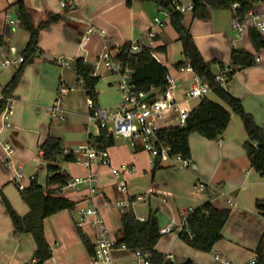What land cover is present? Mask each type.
I'll use <instances>...</instances> for the list:
<instances>
[{
    "label": "crops",
    "instance_id": "obj_1",
    "mask_svg": "<svg viewBox=\"0 0 264 264\" xmlns=\"http://www.w3.org/2000/svg\"><path fill=\"white\" fill-rule=\"evenodd\" d=\"M19 1L24 3L36 27L48 21L50 15H59L61 20L41 31L40 53L32 63L24 66L22 78L12 93L14 106L11 127L0 131V264H27L34 261L36 241L29 232H16L4 198L21 216L30 213L31 208L22 197L18 184L23 183L29 187L33 181L31 176L35 175V181L46 187L48 172L42 143L50 136L60 138L65 149L75 151L77 159L84 161L86 157L83 150L91 143L89 136L96 138L100 134L101 129L88 121L90 108L86 102V90L73 68L76 59L83 58L93 65L108 48L111 55H117L122 45L143 38L151 29L154 17L164 13L161 19H164L165 26L157 29L156 38L160 63L168 68V72L180 84L176 98L184 107L192 111L202 100L185 97V91L193 84L194 73L177 67V63L184 59L182 43L178 40V33L166 24L170 18L169 11L159 9L152 0H132L131 5L128 0H78L79 6L74 9L63 8L54 0H0L3 54L15 59L23 55L30 39L29 32L21 24L12 31L5 21L6 11L16 10ZM251 12L264 16V0L255 3ZM189 14L188 18L184 16V25L190 28L204 60L216 62L212 66L214 72L218 63L231 62L235 48L259 58L253 66L237 71L227 89L242 101L244 109L253 115L256 123L264 126V48L256 50L253 44L249 33L253 29L250 15L244 20L249 28L242 37H237L232 30L235 14L233 6L209 8L206 18L194 16L193 11ZM90 26L99 31L84 42L83 35ZM260 33L264 39V31ZM61 59H65L66 63ZM22 64L18 67H5L0 61V100L4 87ZM101 67L107 68L103 63L95 71L101 81L97 86L98 92L100 96L104 92L115 94L117 101L102 99L98 107L117 110L121 103L118 75L107 68L110 73L105 69L107 74L103 76L97 72ZM62 89L68 90L59 99ZM159 91L156 88L154 94ZM207 98L229 108L214 92ZM54 106L57 108L52 111ZM161 124L162 128L176 125V115L167 113ZM247 139L241 117L232 113V119L219 139L209 140L198 133L190 136V168L175 170L168 181L150 185L147 191L139 194L136 190H128L129 195L123 194L118 189L119 182L117 184L115 180L106 184L103 175L105 167L109 169L110 166L94 164L87 169L79 162L59 160L57 164L71 178L86 176L90 170L94 172L97 179L95 186L99 192L92 196L87 187H81L63 194L74 201L76 207L62 210L44 220L45 236L53 251L52 258L45 264H93L79 230L95 243V228L90 224L81 229L77 227L72 215L74 210L79 207H97L112 237L117 239L121 234L122 215L115 205L116 201L147 193H152L151 200L134 204L133 211L141 221H145L151 209L158 210L160 228L172 220L179 222L182 213L186 212L188 216L191 211L208 202L231 211L222 231V239L210 252L191 247L180 238L179 233L162 235L156 251L174 263L192 260L195 264H224L216 259L217 254L233 264L254 261L264 232V215L256 208V202L264 199V176L251 166L245 148ZM117 140L119 137L115 138V144L107 150L112 167L134 168L132 171H123L118 178L119 181L124 179L127 185L137 177H144L152 165L153 175L155 170L164 165L172 166L169 162L159 161L156 165L157 161L139 145L133 146L126 138L127 141L121 143ZM5 142H10L13 147L10 159L3 149ZM11 159L13 165L10 164ZM25 166L30 169L28 174L23 170ZM19 171L25 175L21 180L17 177ZM178 178H184L187 187ZM198 182L205 185L204 191L195 187ZM193 186L196 192L192 191ZM53 189L58 187L54 186ZM113 257L115 264L139 262L133 252L124 247H118Z\"/></svg>",
    "mask_w": 264,
    "mask_h": 264
},
{
    "label": "trees",
    "instance_id": "obj_2",
    "mask_svg": "<svg viewBox=\"0 0 264 264\" xmlns=\"http://www.w3.org/2000/svg\"><path fill=\"white\" fill-rule=\"evenodd\" d=\"M263 0H193L194 16L206 18L209 8H232L236 3L239 7L235 10L240 18H245L252 11L254 4ZM152 2L162 9L170 12L171 22L175 27L183 47L184 59L177 63L181 68L189 64L194 72L201 78L209 81L212 85L213 92L225 105L213 101L209 98H203L200 104L194 108L186 120L184 126L172 125L158 130L159 140L165 142L171 147L173 156L181 155L183 158H191L192 151L190 147V136L198 133L201 136L216 140L225 133L231 119L232 113L239 115L243 121L248 139L245 148L251 162V166L261 176H264V126H259L253 115L246 112L242 101L232 95L228 89H224L215 82L214 71L212 66L216 62H206L195 44L190 28L183 24L184 15L176 9L179 0H152ZM132 0H128L131 5ZM17 10L21 12V25L29 32L30 39L26 49L23 52L24 62L17 70L13 78L3 89V96H12L13 91L18 86L25 65L32 63L37 54L40 53L39 41L40 33L43 29L50 27L54 22L61 20L59 15H50L49 20L35 26L31 16L27 13L26 7L22 1L17 4ZM256 50L264 48V39L260 31L250 29L249 31ZM0 42L3 37L0 35ZM130 43L122 45L117 58H124V51L130 46ZM156 50V48H155ZM135 63V72L133 81L138 90L149 92L151 87L157 88L162 92L167 87L166 75L168 68L157 61L149 49H144L137 55ZM230 64L234 67L231 78L240 69L251 67L255 64V56L251 53L235 48L232 52ZM223 65V63H218ZM80 80H83L87 96L93 100L94 108L99 105V92L97 89L100 77L94 74V66L85 62L83 58H78L73 62ZM155 97L151 94L150 99ZM7 101L4 98L0 100V116L6 107ZM91 144L99 150H106L115 144V137L108 135L101 129L98 137L89 136ZM43 158L46 161L48 172L46 187L39 185L35 180L29 187L21 191L24 200L29 204L31 211L25 216H21L11 206L9 201L4 198L7 211L12 219L17 233L29 232L36 241V251L34 261L27 264H45L53 256V251L45 236L44 220L62 210L74 209L76 203L64 195L60 194L54 186H64L71 180V176L63 171L57 164L59 160L63 162H77V156L74 153L65 154V148L60 138L50 136L41 145ZM159 162H156L158 165ZM53 187V188H52ZM256 208L264 215V199L256 202ZM230 209L219 208L208 202L201 207L191 211L185 220V229L179 233L180 238L191 247L210 252L215 244L222 239L223 228L230 216ZM81 229V228H80ZM160 223L158 210L151 209L147 220L141 221L135 212L121 216V234L116 239V246H125L127 249L134 251L141 249L151 254L152 264H176L167 256L156 251L162 235L160 234ZM80 237L90 256L95 254L94 243L81 230ZM256 259L254 264H264V232L261 242L256 250ZM181 264H195L192 260H187Z\"/></svg>",
    "mask_w": 264,
    "mask_h": 264
},
{
    "label": "built area",
    "instance_id": "obj_3",
    "mask_svg": "<svg viewBox=\"0 0 264 264\" xmlns=\"http://www.w3.org/2000/svg\"><path fill=\"white\" fill-rule=\"evenodd\" d=\"M61 7L66 9H74L79 6L78 0H54ZM239 7L236 3L233 5L234 11ZM161 9V8H159ZM176 9L181 13L187 11H193V2L187 5H181L180 1L176 5ZM21 12L19 10L11 11L8 9L5 13L6 24L15 31L20 20ZM169 15L171 16L170 12ZM251 17V27L257 29L260 32L264 31V16L261 14H253L251 11L247 16ZM246 16V17H247ZM245 18H240L236 12L232 21V30L237 37H242L247 31L249 26L244 22ZM165 26V21L161 20L158 16L153 19V25L151 29L146 33L143 38L134 40L130 43V46L124 51V58H117L116 55L109 53V48L102 54L99 60H97L93 66L94 70L101 64L105 66L114 74L118 75V89L121 94V103L117 110L107 111L99 107L94 108L93 100L87 96L86 102L90 108L88 115V121L90 124H95L99 129H103L108 135H112L115 138L123 137L128 139L133 146L139 145L143 150L147 151L154 161L169 162L173 167L179 166L182 168H190L192 166L191 158H183L181 155L173 156L171 154L170 145L159 140L157 136L158 130L162 129V121L167 113H174L176 115L177 125L184 126L186 120L190 115V109L184 107L180 101L176 98V91L180 88V84L174 79V77L168 72L166 75L167 87L162 92L154 94L156 88L151 87L149 92L138 90L133 81V75L135 72V63L137 62V55L144 49H149L151 55L157 60L161 61L156 48V38L158 30ZM98 29L90 26L86 29L82 40L84 42L90 40V36ZM3 43L0 42V61H2L5 67H18L19 64L24 62L23 55L19 58L5 57L3 54ZM122 47V46H121ZM118 48V53L120 48ZM117 53V54H118ZM63 63H66L65 59H61ZM255 61H259V58H255ZM182 70L192 71L194 73L193 84L189 89L185 91V97L188 99L206 98L213 92L212 85L205 78L198 76L192 67L187 64L181 67ZM234 67L230 63H223V65H217V70L214 73L215 82L223 87L228 88V84L231 81V73ZM94 71V74H95ZM84 86L83 80H80ZM71 89V88H70ZM68 89H62L59 95V99L64 96ZM151 94L155 97L150 99ZM6 99L7 104L0 116L1 130H6L11 127V115L13 111L14 98L2 97ZM58 99V102H59ZM58 103L55 105L57 106ZM52 108V111L57 107ZM4 151L7 153V157L11 158L13 153V147L10 142H5L3 145ZM75 153L71 149H65V154ZM79 154V153H77ZM83 155L86 157L84 161L77 159V162L82 163L87 169H90L94 164H102L111 167L110 156L108 150H99L93 144H89L84 150ZM10 164L13 165L12 159ZM132 171L134 168L123 167L110 169L111 173L117 177H120L123 171ZM18 179L25 177L23 171L17 173ZM31 180H35V175L31 176ZM97 179L94 172H90L86 176H76L64 186L58 187L60 194H64L68 191L79 190L81 187H87L91 195L98 194V188L95 186ZM195 187L199 191L205 190V185L202 182L196 183ZM19 190L23 191L26 186L23 183L18 184ZM118 189L123 194L129 195L128 185L124 179H121L118 184ZM152 193L143 195H136L133 198L124 197L121 200L116 201L115 205L118 208L121 215L129 213L133 210L134 204L139 202H149L152 197ZM229 203L230 200H228ZM182 213L181 220H172L165 226L160 228L161 235H167L170 233H181L185 229V220L187 215ZM73 219L77 227L82 228L84 225L90 224L95 228V254L91 257L93 264H115L113 252L118 248L116 246V239L112 237L110 230L101 215L99 209L95 206L79 207L73 211ZM126 248L124 245L120 246ZM138 264H152L151 254L144 252L141 249L132 251ZM216 259L221 260L224 264H233L230 261H226L220 254L216 255ZM251 261L246 264H254Z\"/></svg>",
    "mask_w": 264,
    "mask_h": 264
},
{
    "label": "rangeland",
    "instance_id": "obj_4",
    "mask_svg": "<svg viewBox=\"0 0 264 264\" xmlns=\"http://www.w3.org/2000/svg\"><path fill=\"white\" fill-rule=\"evenodd\" d=\"M179 1H180L181 5H187L190 2H192V0H179ZM189 13H191V11H187V12L183 13V15L186 16L185 18L189 17V15H190ZM164 15H165L164 13H158L157 16L160 17V19H161V18H164ZM161 20H164V19H161ZM185 22H186V20H185ZM166 24H168L169 26H172L175 33L177 32L175 27L173 26V24L171 22V18L168 17V19L166 20ZM183 24H185L184 19H183ZM99 66H101V65H99ZM105 69H107V68L101 67L100 70H97V72L101 73L103 76H105L107 74L105 72L106 71ZM107 71H108V73H110V71L108 69H107ZM100 83H101V81L99 82V84ZM103 86H104V84H103ZM100 97H101V99H100ZM102 99H104L106 101L116 102L117 101V95H115V94L112 95L111 93H105L104 92L101 96L99 94V101H101ZM105 108L107 111H115V109H116V108L110 109L107 107H105ZM102 109H104V108H102ZM125 141H127V140H125V138H121V137H119V140H117L118 143L125 142ZM105 168H106V171H105V174L103 175V177L105 179V183L109 184L110 182H113L115 180L118 184V182H119L118 178H120V177L114 176L111 173L110 169L112 168V166L108 167L109 169H107V167H105ZM115 168H118V167H115ZM184 169H188V168H182L179 166L173 167V166H167V165L165 166L164 165L163 167H160L157 170H155L154 175H153L154 165H152V168L149 171H146V175L144 177H137L132 182L129 181L128 190H131L132 192L134 190H136L138 194H139V192L144 193L145 191L148 190L150 185H153L155 183L168 181L169 177L171 176V173L175 172V170L182 171ZM23 170L26 174H28L30 169L25 166V167H23ZM152 177H154L153 181H152ZM40 180H42V179L40 178ZM178 180L181 184H183L185 187H187L184 184V180H185L184 178H178ZM183 189H184V187H183ZM192 191L196 192L194 189V186L192 187ZM135 210H136V208H135Z\"/></svg>",
    "mask_w": 264,
    "mask_h": 264
}]
</instances>
